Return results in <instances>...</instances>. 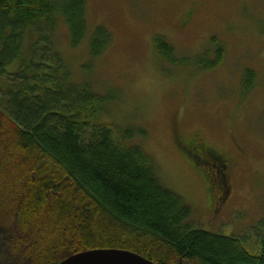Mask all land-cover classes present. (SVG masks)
I'll use <instances>...</instances> for the list:
<instances>
[{
  "label": "trees",
  "instance_id": "obj_1",
  "mask_svg": "<svg viewBox=\"0 0 264 264\" xmlns=\"http://www.w3.org/2000/svg\"><path fill=\"white\" fill-rule=\"evenodd\" d=\"M60 27L68 30L72 47L87 38L86 0H0V112L16 126L11 155L22 154L29 167L7 180L19 181L15 194L9 193L18 221H12L11 236L25 231L21 222L40 221L39 236L28 239L25 249L39 252L37 264L109 248L157 264H264V218L240 238L194 227L190 206L164 187L144 148L130 144L146 137V129L109 125L105 118L115 97L74 77L56 46ZM111 43L110 32L97 26L89 36L91 58ZM212 44L215 60L206 65L200 58L197 67L212 69L224 61L223 44L216 38ZM153 45L161 58L184 61L163 36H155ZM242 81L251 92L255 72L247 69ZM225 161L215 164L216 193L228 186ZM252 239L256 254L242 244Z\"/></svg>",
  "mask_w": 264,
  "mask_h": 264
},
{
  "label": "rangeland",
  "instance_id": "obj_2",
  "mask_svg": "<svg viewBox=\"0 0 264 264\" xmlns=\"http://www.w3.org/2000/svg\"><path fill=\"white\" fill-rule=\"evenodd\" d=\"M86 4L89 32L81 44L72 47L65 27L55 33L56 46L74 77L115 97L105 118L109 125L146 129V137H135L130 144L144 148L164 187L190 206L194 227L229 237L251 234L264 218V0H86ZM97 26L110 32L112 43L92 59L89 36ZM157 35L184 61L161 58L153 45ZM214 38L224 46V61L212 69L197 67L200 58L206 65L215 60ZM247 69L256 74L249 93L242 81ZM15 133V124L0 112V232L13 230L16 220L9 193L19 181L7 180L28 167L22 154L11 155ZM193 138L225 157L229 192L224 200L216 197L220 188L216 193L213 172L195 167L179 147L180 141ZM39 222L26 221V227L21 222L25 231H14L5 248L13 247L15 254H25L28 262L37 264L39 252L26 250L27 240L39 236ZM242 244L258 253L253 239Z\"/></svg>",
  "mask_w": 264,
  "mask_h": 264
},
{
  "label": "flooded vegetation",
  "instance_id": "obj_3",
  "mask_svg": "<svg viewBox=\"0 0 264 264\" xmlns=\"http://www.w3.org/2000/svg\"><path fill=\"white\" fill-rule=\"evenodd\" d=\"M179 147L183 150L187 158L191 160L194 165L202 164L201 166H203V168L205 169H209V167L212 166L213 175L216 176L217 166L215 164L221 161V157H224L223 155L221 156V154H218V152H215L211 148L207 147V145L201 142V139L193 138L188 142H179ZM225 164L227 165L226 161ZM228 191V186L226 190L221 187L220 192L218 193L217 191V193L219 194V197L216 195L217 199H220V197L223 196L224 192ZM13 238L14 237L11 236V230L0 232V264H33L32 261L28 262V258H24L25 254H15L13 247L5 248V242L13 240ZM13 255H17L20 259L16 260Z\"/></svg>",
  "mask_w": 264,
  "mask_h": 264
},
{
  "label": "water",
  "instance_id": "obj_4",
  "mask_svg": "<svg viewBox=\"0 0 264 264\" xmlns=\"http://www.w3.org/2000/svg\"><path fill=\"white\" fill-rule=\"evenodd\" d=\"M57 264H157L125 249H91L71 254Z\"/></svg>",
  "mask_w": 264,
  "mask_h": 264
}]
</instances>
